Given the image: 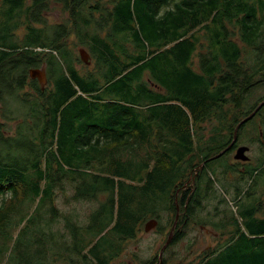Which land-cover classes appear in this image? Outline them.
<instances>
[{
  "label": "trees",
  "instance_id": "obj_1",
  "mask_svg": "<svg viewBox=\"0 0 264 264\" xmlns=\"http://www.w3.org/2000/svg\"><path fill=\"white\" fill-rule=\"evenodd\" d=\"M52 1L68 14L65 22H47L45 12ZM20 27L23 34L17 36ZM70 34L90 55L83 67L94 61L86 73L75 66L80 56L69 48ZM236 39L255 53L250 63L243 59ZM42 65L47 77L43 87L29 76L30 69ZM260 83L264 0H0L2 116L31 119L28 113H18L30 109L40 121L37 135L31 136L36 143H31L34 162L20 165L0 158V233L26 200L37 201L48 215L43 232L52 222L57 224L61 215L54 204L55 189H62L66 180L74 188L73 199L96 200L100 193L104 200L87 226L94 227L100 219L96 240L78 244L81 228L75 222H80L70 214L73 218L66 217L62 226L70 230L72 241L61 245L56 259L64 264H111L123 242L135 236L142 218L155 217L159 232L172 226L174 218L165 224L156 211L161 204L175 217L176 181L189 169L184 157L192 149L195 114L212 116V130L231 134L252 108L244 100ZM31 98L37 100L34 107ZM263 99L264 95L259 101ZM7 126L0 121V141L6 143ZM54 140L64 164L80 168L73 169L72 177H54L36 160L39 154L50 156ZM104 144L109 146L103 149ZM143 146L145 156L134 160ZM124 153L129 154L127 160L121 159ZM60 156L54 154L57 163ZM256 156L258 165L248 170L246 188L264 181V140ZM104 157H112L121 170L112 164L91 172V177L83 174L80 164L102 166ZM137 175L138 184H112L115 177ZM247 196L237 211L230 209L227 220L234 229L223 243L186 263L171 264H264V216L254 217ZM182 233L174 231L170 245ZM35 259L43 258L31 254L25 264ZM161 260L168 264L165 255ZM158 262L154 257L142 264Z\"/></svg>",
  "mask_w": 264,
  "mask_h": 264
},
{
  "label": "rangeland",
  "instance_id": "obj_2",
  "mask_svg": "<svg viewBox=\"0 0 264 264\" xmlns=\"http://www.w3.org/2000/svg\"><path fill=\"white\" fill-rule=\"evenodd\" d=\"M45 14L47 22L49 24L65 22L68 16L67 13L62 11L61 6L53 1L51 3L50 9L45 12ZM16 34L17 36H21L23 34V28L20 27ZM236 41L242 49L243 59L246 60L247 63H250L255 53L251 52V49L247 48L239 39H236ZM67 42L73 55L79 58V49H85V47L77 43L74 34L69 35ZM79 60L80 62H76L75 66L80 73H86L88 70H91L93 68V60H91L85 68L83 67V65L85 64L80 58ZM193 61L194 67H197L195 56ZM46 83L44 85H46ZM24 91L30 92L31 90L25 89ZM263 95L264 83H260L250 90L244 102L248 105H252L254 103L260 102L259 100ZM36 102V98H31V107H34ZM1 110L2 108H0V121L8 123V131L5 132V135H10V139L7 141V143L4 141H0L1 160L5 163L10 160H16L20 165L27 162H34L35 159L33 158V154L36 153L33 151L31 143H36L33 140L34 137L31 138V136L37 135L35 129L40 125V121H38L33 116L36 114V112L30 109H28V112L25 109H21L20 112L18 111V113H28L31 119H21L18 117H14L10 120H4ZM261 112L264 114V105L261 107ZM34 121L36 124L35 128L32 127ZM241 136L244 141H247L249 137L254 136L252 128H246L242 132ZM255 136H257V134H255ZM107 146H109V144H104L101 147L104 149ZM52 147L53 148L50 152L49 157H46L44 154H39L38 157H36L40 168H48L52 170V174L54 175V177L57 174L66 176L68 178L75 175L76 173L73 171V169L80 168L70 167L64 164L65 157L62 156V150L60 148L57 149L56 140H54V144L52 145ZM258 149V146L254 147V149L252 150V154L248 155L252 156L253 158L255 155H257ZM128 150L129 149L125 151L127 152ZM146 152L147 147H141L137 153L138 156L133 157V159L141 160V158L145 156ZM48 153L49 151H47V154ZM57 153L61 155V163H57V161L54 159V154ZM120 156L122 160H127V158H129V154L127 153L121 154ZM130 156V159L132 161L133 153H131ZM103 159L105 160V162L102 164V166H100L98 163L92 162H90L88 165H86L85 163L80 164V167H84L83 169H81L82 171H84L83 174H85L86 176H90L91 172H96L100 169L107 170V167L111 166L112 164L113 166H117L115 168H119V170H121V167L116 162H113L112 157H104ZM130 170L132 171V169ZM188 172L189 170L187 171L186 175L188 174ZM132 178H135V180L133 181ZM138 183V175L134 177L131 176L130 178L115 177L112 181V184H115L116 186H119L121 184L122 186L127 187L131 184ZM91 184L93 185L94 182L91 181ZM235 185L237 184L235 183ZM256 185L251 187L254 188L255 192L253 194H247L249 196V200L247 201L249 204L253 203V199H264V183L257 182ZM246 186L247 185H245L244 183L243 187L246 188ZM227 187L229 196H232V192H230L232 191V186L230 184H227ZM228 191L226 190L225 193L227 194ZM98 194L99 195L97 196L96 200L73 199L72 196L74 195V188L69 182L64 180L62 189H55L54 196V204L57 207V210L61 217H59L57 224L52 222L51 228H48V226H46V229L44 230L45 232L42 231V223L45 220V222H47L48 215H46L43 210L39 209L38 202L34 200H26L25 202L19 204L16 211L12 213L11 216L6 220L2 232L0 233V264H25V261L31 254H34L36 257L42 256L43 259H35L30 264H47L48 261L50 262V264H64L63 259H56L55 253H58L60 255L61 245L64 244V242L72 241L70 230L64 229L62 226L65 223V218L71 217L70 214H72L76 219H78V222H80L77 223L72 219V221L81 228L79 232V240L77 241L78 244L84 246L88 242L96 240L95 234L99 229L100 219L94 227L88 229L87 226L90 224V215L97 208L98 202L104 200V195L100 193ZM2 202V197H0V203ZM148 205L152 208L151 204ZM158 206V210L156 211L159 216L158 219L162 220L165 224L167 220L173 221L174 211H171L166 207L163 208L161 204H159ZM228 207L235 210V207L232 203ZM210 211L211 212L209 214H205L204 211L197 212L195 216H191V218L200 224L209 226L210 228H215L216 226H221L224 224L225 229L215 228L219 234L217 236H214L212 234L202 232L194 224H187L182 233V237L171 245L170 242H172V239H170L169 244L167 245L168 249L165 251V248V252L163 251L162 253V256L165 255L168 258V264H171L172 262L186 263L187 261L196 258L200 253L206 251L207 249L210 250L211 248H214L223 243L231 234L234 228L229 224L230 221L227 220L228 217L222 218L221 216H224L223 213H219L220 216L216 215L218 211L215 206H213ZM261 215L264 216V212L261 213ZM152 218L155 217L148 216L145 219L142 218L141 222L136 228L135 236L123 242V245L121 246V253L116 259L111 262V264H142L143 262H147L154 257H156L158 260L159 249L165 242L171 226L167 225L162 232L157 231L156 228L146 232L144 230V224ZM103 220H106V217L103 218ZM176 227L179 230L177 224ZM174 231H176V228L174 229ZM34 239H37L39 243L32 244V241ZM60 258L62 257L60 256Z\"/></svg>",
  "mask_w": 264,
  "mask_h": 264
},
{
  "label": "flooded vegetation",
  "instance_id": "obj_3",
  "mask_svg": "<svg viewBox=\"0 0 264 264\" xmlns=\"http://www.w3.org/2000/svg\"><path fill=\"white\" fill-rule=\"evenodd\" d=\"M258 103L250 105L252 108L248 109V114L243 118L249 115ZM261 107L242 124L240 130L238 129L242 134L246 128H252L254 136L249 137L247 141L242 139L238 130L237 137L233 141L234 130L231 134L227 131H214L212 130V116L199 117L198 114H195L192 120V149L184 157L186 164H188L189 172L184 178L176 181L177 188L173 198L174 206L175 200L178 205V220L181 219V222H177L179 230L175 226L176 231L182 233L187 224H194L202 232L217 236L219 233L215 228L200 224L193 220L191 216H195L197 212L202 211L205 214H209L211 212L210 209L215 206L218 211L216 215L223 213L224 216H221L222 218L230 217L231 213L228 206L231 203L236 204L235 208L237 211L245 200V196L255 192L254 188L251 187L256 185L257 182L254 184L250 183L248 188L243 187V184L245 183L248 170L256 169L255 166L258 165V163L256 164L257 156L255 155L252 158V156L248 155V160H242L235 158V153L238 147L247 146V154H252L254 147H259L262 140H264V114L261 112ZM260 183H264V181L261 180ZM227 184L232 186V191H230L232 196H229ZM226 190L228 191L227 194L225 193ZM250 205L254 208V217H263L261 213L264 212V199H253V203ZM189 211H191L190 214Z\"/></svg>",
  "mask_w": 264,
  "mask_h": 264
},
{
  "label": "water",
  "instance_id": "obj_4",
  "mask_svg": "<svg viewBox=\"0 0 264 264\" xmlns=\"http://www.w3.org/2000/svg\"><path fill=\"white\" fill-rule=\"evenodd\" d=\"M79 56L81 58V60L85 63H88V58L90 57L89 53L84 49V48H80L79 49ZM29 76L30 78H36L40 84L41 87L44 86V84L47 82V77H46V71H45V66L42 65L40 68H32L29 70ZM264 104V99L262 101H260L257 106L255 107V109L249 114L247 115L245 118H243L235 127L234 129V137L233 140L236 139V134H237V129L241 124H244L249 118H251L252 115L255 114V112ZM247 150L248 147L247 146H240L237 148L236 153H235V158L237 159H242V160H248L249 156L247 154ZM175 208H176V214L174 217V221L173 224L169 230L168 236L165 240V242L163 243V245L161 246V248L159 249L158 252V259L159 262L158 264H161V258H162V253L164 251V249L167 247V245L169 244L170 239L172 238L175 226L177 224V220H178V205L177 202L175 200ZM157 225V220L155 218L150 219L148 222H146L144 224V230L146 232L151 231L153 229L156 228Z\"/></svg>",
  "mask_w": 264,
  "mask_h": 264
},
{
  "label": "bare ground",
  "instance_id": "obj_5",
  "mask_svg": "<svg viewBox=\"0 0 264 264\" xmlns=\"http://www.w3.org/2000/svg\"><path fill=\"white\" fill-rule=\"evenodd\" d=\"M264 105V104H263Z\"/></svg>",
  "mask_w": 264,
  "mask_h": 264
}]
</instances>
